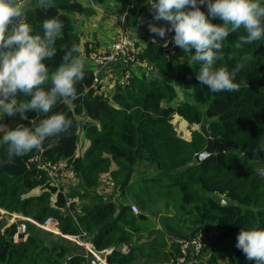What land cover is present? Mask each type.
Instances as JSON below:
<instances>
[{"label":"trees","instance_id":"16d2710c","mask_svg":"<svg viewBox=\"0 0 264 264\" xmlns=\"http://www.w3.org/2000/svg\"><path fill=\"white\" fill-rule=\"evenodd\" d=\"M22 1L29 3L23 8L25 19L37 33L44 19L63 21L57 52L47 62L51 70L61 63L63 45L75 43L81 57L82 41L71 15L89 17L109 2L87 0L84 5L80 0H46L45 8L39 0L18 3ZM125 2L127 27L133 36L147 41L154 34L147 27L151 14L146 0ZM201 10L206 11L203 6ZM158 22L166 26V22ZM211 22L221 23L219 19ZM244 34L241 29L222 41L217 62L218 67L229 70L240 66L238 91H209L195 78L199 65L187 63L189 53L176 47V54L170 56L150 43L139 59L152 64L155 71L148 76L133 75L129 84L118 83L112 97L95 86L94 71L85 68L84 79L76 85V99L52 109V113L60 112L72 120L68 133L46 139L39 148L13 157L11 162L7 145H0V208L40 224L52 218L62 234L27 222V239L16 244L17 225L4 231L0 228V264H89L84 250L63 237L81 233L98 252L111 251L106 257L108 264H136L134 236L150 216L132 213L125 203L130 195L148 212L153 197L171 198L166 208L173 210L174 217L162 219L168 223L186 221L181 229L168 224V232L180 238L205 233L202 253H210L209 264H219V259L223 264H255L247 261L235 244L242 228H264V170L258 172L264 169V39L237 48ZM99 47L98 42H85L84 54L89 57L99 52ZM201 106H205L204 113ZM176 114L190 126L201 128L192 131L189 141L179 136L172 124ZM27 115L29 120L44 118L34 112ZM21 123L28 125L27 120L18 119L17 124ZM203 128L221 152L198 163L195 155L208 144ZM83 138L89 142L85 153L80 151ZM38 155L47 163L66 161L72 186L64 179L59 190L54 187L47 174L30 163ZM104 175L114 180V195L97 193ZM35 190L40 195H30ZM125 245L131 246V251L124 253ZM173 247L179 253V247ZM158 249L150 247L144 257L160 256L162 250Z\"/></svg>","mask_w":264,"mask_h":264},{"label":"clouds","instance_id":"9594fccd","mask_svg":"<svg viewBox=\"0 0 264 264\" xmlns=\"http://www.w3.org/2000/svg\"><path fill=\"white\" fill-rule=\"evenodd\" d=\"M39 3L41 7L48 6L46 0ZM146 4L151 14L148 31L154 34L147 41L152 38L156 43L158 37L164 47L171 42L183 53H189L187 63L199 65L195 78L209 91L239 90L236 77L240 66L231 70L217 66L222 41L241 29L245 34L240 37L237 48L264 39V0H146ZM202 6L206 11L201 10ZM25 12L18 0H0V145H7L9 162L13 157H23L39 148L48 138L69 132L72 120L60 112L52 113V109L60 102L75 100L76 85L85 77V64L75 43L61 46V63L54 70L47 63L57 52L55 45L62 35L63 21L57 17L44 19L37 33L26 22ZM212 19H219L221 23L214 24ZM157 21L166 22V26L159 22L157 26ZM167 33H174L171 41L166 39ZM101 53L104 52L88 57L96 65L90 68L94 79L100 67L90 56ZM100 73L101 84L95 81L94 84L101 91L106 86ZM102 92L112 97L105 89ZM30 112L36 117L44 114V118L29 120L27 113ZM14 116L27 120L28 125L9 127L4 123L5 117ZM235 247L247 261L264 264V228H242L236 236Z\"/></svg>","mask_w":264,"mask_h":264},{"label":"built area","instance_id":"2783aa9c","mask_svg":"<svg viewBox=\"0 0 264 264\" xmlns=\"http://www.w3.org/2000/svg\"><path fill=\"white\" fill-rule=\"evenodd\" d=\"M172 35H174V33H167L166 39L171 41ZM150 43H153L152 38L148 41H144L139 37L133 36L130 29L127 27L125 19L122 18L119 23V34L116 40L111 44L109 52L107 51L90 56V58L100 67L98 71L95 72V83L98 85L101 84V80L99 78L100 69L110 63H121L122 65V75L119 78V84H129V81L133 76L132 68L136 66H140L141 69H143L142 74L145 76L153 73L155 71L154 66L139 59V55L147 49ZM154 44L160 46L161 49L170 56H174L176 54L177 48L174 47L171 42H169L167 47H164L163 41L157 37L156 43ZM30 163L38 169L43 170L49 177L51 184L59 190L61 181L67 177L66 161L47 163L43 162L40 155H38L35 158H31ZM130 208L134 213L138 211V207L135 205H130ZM27 222L34 223L42 229L50 231L54 234L62 235L58 222L51 218L47 219L44 224L41 225L29 218L22 217L16 213L0 208V225L7 224L5 229L12 227L13 225H17V231L13 237L14 243L19 244L26 241L28 235ZM5 229H2V231ZM204 235L205 233L200 232L195 237L185 240L181 239L182 241L175 242L174 245L179 247V253H176L173 257L174 259H172V264H190L191 260H189V257L193 256V258H195L205 247ZM64 238L76 244L80 248H85L83 250H86L85 252L87 254L95 257L97 262H102L103 259L104 264H108L106 257L111 251L105 250L98 252L92 241L88 239L85 233H81L78 236H64ZM100 256L102 259H100Z\"/></svg>","mask_w":264,"mask_h":264},{"label":"rangeland","instance_id":"374dc122","mask_svg":"<svg viewBox=\"0 0 264 264\" xmlns=\"http://www.w3.org/2000/svg\"><path fill=\"white\" fill-rule=\"evenodd\" d=\"M123 1L125 3V0H123ZM80 2L83 3L84 5H88L83 0H80ZM103 7L111 9L115 12H117L119 10L117 7H115V5H112L111 0H109V2H106L105 5H103ZM71 17L73 19L75 32H78L81 34L83 32L82 21L79 23L77 20H80L78 17L85 18V16L72 14ZM87 18L89 19V21H92L93 19H95V16L91 15ZM114 18H116V17L114 16ZM112 22H113V20H112ZM97 24H98L97 27H94L90 23L87 24V25H89L87 34H89L90 40H96L98 43L103 44L104 41H108L107 38L110 37L111 33H112V35H114L117 32V30L114 28L115 25L113 27V23H111L109 19L105 18V20H104V18H101V21H99ZM84 42L85 41L82 40L81 49H83V46H84L83 43ZM88 42H90V41H88ZM91 42L95 43V41H91ZM104 89L108 93H113V92H115V89H116V83L112 86H107ZM104 89H101V92ZM181 95L178 96V98L175 100V102H174L175 104L179 103V99L181 100V97H182ZM200 109H201L202 113L205 112V106H201ZM18 119H19L18 116L11 117L9 120H7L5 117L4 123L7 124L9 127H13L17 124ZM172 124L175 126V129H176L178 135L182 136L183 139L189 140L191 135H192L193 130H197V131L201 130V128L199 126H195V125L190 126L186 120H184L181 116H179L177 114L174 115L173 120H172ZM87 145H88V143L83 138V145L81 146L80 151L81 152L84 151L87 148ZM85 151L83 153H85ZM263 170L264 169H259L258 172L262 173ZM65 179H67L68 184L72 186V183L74 181L72 182L70 177H68V178L66 177ZM99 183H100V185H99L98 190H97V193L99 195H101V196L114 195L113 193H114L115 185H114V180L111 177L109 178V177H107V175L101 176ZM68 188H69V186L67 187V191H69ZM40 193L41 192L39 190H35V191L31 192L30 195H40ZM157 193H158V191H157ZM119 199H120V201H122V199L119 196H117V200H119ZM168 200H171V198H162V197L154 198L153 197V199H151V208L152 207L153 208L150 211L152 213L148 212L149 210L140 206L138 199L134 198L131 195L127 197V200H125L126 204L135 205L138 207V211L136 213L132 212L133 214L139 215V214L143 213V214H149V216H150V220L146 221L141 226L142 231L137 232L138 234H136L134 236V240H135L134 246L137 248V250H135L137 252L136 264H172V259H174L173 257L177 253V251L174 252L173 244H175V242L182 241L181 239H183V240L189 239V238H180V237L175 236L174 234L168 232V230H167L168 224L179 225L178 227H176L177 229H181L185 226L184 225L185 218L183 221L182 220H176V221L172 222L171 220H169L170 223H168L162 219L163 217H167V218H173L174 217L173 210L170 211V210H167V208H166V202ZM78 204H81V202H78ZM189 224L191 225V222H189ZM5 227H7V224H5V225L3 224L0 226V228H2V229H5ZM45 231H47V230H45ZM47 232H50V231H47ZM50 233H52V232H50ZM55 235H60V234H55ZM162 238H163V240L161 241ZM150 247H153V248L159 247L158 250L167 251V257L164 258L165 255L161 251L160 252L161 255L158 257H155L154 254H152L150 258H145L144 256L148 255V251H149ZM82 249H85V248H82ZM131 249H132L131 246H125L123 249V252L127 253V252L131 251ZM85 251H82V252L87 257L89 264H92L93 262L104 264V260L102 259L101 256H100V259H102V262H100V261L97 262V259L95 257L91 256L90 254H87ZM209 258H210V253H208V254L199 253L198 259H195V260L193 259V260L195 261V264H209L208 263ZM218 263L223 264L224 262H222L219 259Z\"/></svg>","mask_w":264,"mask_h":264},{"label":"crops","instance_id":"0c3cea01","mask_svg":"<svg viewBox=\"0 0 264 264\" xmlns=\"http://www.w3.org/2000/svg\"><path fill=\"white\" fill-rule=\"evenodd\" d=\"M83 1H85V3L88 4L87 0H83ZM111 3H112V5H115V7H117L119 9L117 12H115L111 9L102 7L100 9L99 8L96 9V13L94 12L95 19H93L92 21H89V19L87 17H85V18L78 17L80 20H77L79 23L82 21V27H83V32L81 34L78 32L77 33L80 35L81 41L84 40L85 42H88V41L97 42L96 40H90L89 34H87L88 26H89L87 24L90 23L94 27H97L98 26L97 23L99 21H101V18H104V20L106 18V19H109L111 23H113V27L115 25L114 28L117 30L116 34L112 35V33H111L110 37L107 38L108 41H104L103 44L99 43V45H100L99 52H105V51H108L110 49L111 44L116 40V38L119 34V23L127 12V8H126L127 2L124 3L123 0H121V1L120 0H111ZM27 4L28 3H26L25 1H22L20 3L22 9L26 8ZM114 16L116 18H114ZM112 20H113V22H112ZM156 25L158 26V23H156ZM85 42L83 43V45L85 44ZM80 58L82 59L83 63L85 64V68H88V67L92 68V69L96 68V65L94 63L88 61V57L84 54V46H83V49H81V57ZM132 72H133V75H137V74L140 75L143 73V69H141L140 66H136V67L132 68ZM121 75H122L121 63H110L107 66H103L101 68L100 76H101L103 85H105L106 87L114 85L115 82L120 78ZM190 139H191V137H190ZM185 140L189 141L188 139H185ZM87 143L89 144L88 141H87ZM162 252L167 255V251H162ZM190 264H195V261L191 260Z\"/></svg>","mask_w":264,"mask_h":264},{"label":"water","instance_id":"95a60500","mask_svg":"<svg viewBox=\"0 0 264 264\" xmlns=\"http://www.w3.org/2000/svg\"><path fill=\"white\" fill-rule=\"evenodd\" d=\"M202 131H203V134H204L205 138L208 140V144L204 148V150H202L200 153H198V154L195 155V160L198 163H201L204 159L208 158L209 156H211L213 154H216V153H220L221 152V150H219V149H217V148L214 147L213 140L209 136L208 131L205 128H203ZM223 204H226V203H223ZM92 264H100V263L93 262Z\"/></svg>","mask_w":264,"mask_h":264}]
</instances>
